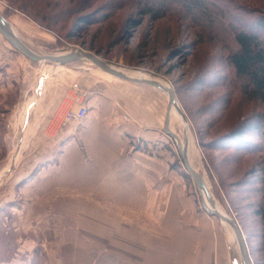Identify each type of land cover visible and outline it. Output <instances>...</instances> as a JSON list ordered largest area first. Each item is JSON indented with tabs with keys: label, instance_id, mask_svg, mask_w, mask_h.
Instances as JSON below:
<instances>
[{
	"label": "rangeland",
	"instance_id": "374dc122",
	"mask_svg": "<svg viewBox=\"0 0 264 264\" xmlns=\"http://www.w3.org/2000/svg\"><path fill=\"white\" fill-rule=\"evenodd\" d=\"M118 1L50 0L52 4L45 7L52 10V14L61 9L66 13L69 9L68 17L50 28L9 6L5 0H0V14L21 41L43 53L80 49L111 66L161 80L173 89L192 135L195 153L192 168L203 178L213 202L237 222L250 262L255 264L259 228L256 219L244 207L245 203L239 201L244 194L238 191L254 186L248 169L259 157L244 155L231 137L222 136L264 116V106L235 97L229 108L222 110L225 107L221 97L224 91L218 85L222 84L227 70L214 41L197 37L187 24L181 25L173 17L155 22L140 18L132 8L119 6ZM245 10L253 11L252 8ZM235 15L249 20L255 17L242 10H237ZM129 19L140 22L130 24ZM217 37L224 38L225 34ZM76 77H81L79 81L82 80L83 85L79 84L93 92L90 96L94 92L102 94L108 81L141 85L142 90H148L142 84L111 79L86 59L67 63L33 62L0 35V264H112L118 257L108 253L107 248L103 252H92V239L81 238L77 233L74 206H59L58 200L52 204L33 205L34 198H41L39 190L20 189L26 179L14 184L22 172L32 168L37 159L34 157L40 154L38 151L44 145L43 138L41 142L32 141L46 129L41 130L44 121L37 120L47 116L58 127L61 109L46 110L47 97L51 99L59 92L68 95L69 85L76 82ZM153 91L167 103L166 93L158 89ZM166 110L167 107L163 127L169 131L172 126L173 133L180 134L179 125L169 123ZM127 120L129 117L125 114L123 121ZM38 122L40 128H37ZM51 131L50 128L46 130V136H50ZM169 138L162 151L158 150L163 156L157 158L164 161L165 169L168 166L169 171L179 177L196 213L220 222L205 211L201 195L182 164L178 147L174 139ZM256 138L255 134L247 136L249 147L260 144ZM37 169L35 167V171ZM234 181L240 183L235 184L236 194H232L229 187ZM226 191L236 198L234 207L229 205ZM84 234L91 237L92 232L85 230ZM230 249L236 255L235 261L241 264L236 243H231ZM122 258L118 257L117 264L124 261Z\"/></svg>",
	"mask_w": 264,
	"mask_h": 264
},
{
	"label": "crops",
	"instance_id": "0c3cea01",
	"mask_svg": "<svg viewBox=\"0 0 264 264\" xmlns=\"http://www.w3.org/2000/svg\"><path fill=\"white\" fill-rule=\"evenodd\" d=\"M139 86L108 81L88 99L76 129L58 128L47 116L37 120L46 129L32 141L43 138L44 145L14 184L26 179L20 189L39 190L33 205L74 206L79 236L92 239V252L122 256L121 264H239L222 222L197 214L179 177L157 158L170 139L167 103L154 87ZM65 95L47 97L46 110H62Z\"/></svg>",
	"mask_w": 264,
	"mask_h": 264
},
{
	"label": "trees",
	"instance_id": "16d2710c",
	"mask_svg": "<svg viewBox=\"0 0 264 264\" xmlns=\"http://www.w3.org/2000/svg\"><path fill=\"white\" fill-rule=\"evenodd\" d=\"M8 5L18 8L28 16L37 19L45 27L57 26L69 14L61 9L52 14L46 9L50 0H5ZM96 1V0H93ZM119 6L132 8L140 18L146 17L150 22L173 17L181 25L187 24L195 31L197 37L214 41L219 48L226 68V76L218 87L224 91L227 110L235 97L245 101H256L264 106V0H119ZM57 4V3H53ZM262 4V6L255 5ZM64 7V4L62 5ZM244 8V9H243ZM252 8L253 11L245 9ZM242 10L246 15L255 14L251 20L235 15ZM140 20H128V23L139 24ZM224 33V38L217 36ZM217 86V85H215ZM217 88V87H214ZM238 129V130H237ZM242 130V131H241ZM255 134L259 145L249 147L247 136ZM232 141L244 155H257L259 160L248 170L254 180L253 187L242 191L236 189L240 185L234 181L229 186L232 194L242 192L239 198L251 217L256 219L259 228L257 234L258 248L255 251V264H264V116H258L252 122H246L242 129L236 127L222 138ZM247 146H244L246 145ZM243 154V153H242ZM231 177L230 174H226ZM186 176V175H185ZM222 184V183H221ZM236 184V185H235ZM244 184H241V186ZM231 207L235 206L236 198L226 191Z\"/></svg>",
	"mask_w": 264,
	"mask_h": 264
},
{
	"label": "water",
	"instance_id": "95a60500",
	"mask_svg": "<svg viewBox=\"0 0 264 264\" xmlns=\"http://www.w3.org/2000/svg\"><path fill=\"white\" fill-rule=\"evenodd\" d=\"M0 35L15 50H17L25 58H27L33 62L48 60L50 62H56V63H67V62H72V61L79 60V59H86V60H89L91 63L95 64L101 71H103L109 75H112L113 77H115L117 79H120L123 81H128L131 83L151 86V87H154V88H156V89H158L164 93H167V110L169 109V107L171 105H174L175 107L179 108V105L177 103V99L175 97L174 91L170 87H166V86L162 85L161 83H158L157 81H154L151 79H135V78H130L128 76H125V75L113 70L110 67L111 65H109V64L105 63L104 61L98 59L96 56H94L92 54L85 53L84 51H82L80 49H74V50L67 51V52L63 51V52H51V53H40V54H35V53L31 52L26 46H24L14 36L8 21L1 14H0ZM73 51H75L77 53V55L72 56L71 52H73ZM181 113L185 119V122H187L185 114L183 113L182 110H181ZM167 115H168V113H167ZM165 133H167V135L169 137L174 139V141L178 147L180 159L182 161V164H183L187 174L193 180V182H194L196 188L198 189L200 195H201V192H203V194L205 195V198H206L207 203L209 205L207 207L205 205L203 199H202V205H203L205 211L208 214L215 216L217 219H219L220 221H223L224 223H226L230 226V228L233 232V235H234V239L236 241V245L238 248V253H239L241 264H251L249 256H248L247 248L245 245V241H244L243 235L241 233V230H240L237 222L233 218L228 216L227 214H224V216H223V215H221V213H219L215 210L214 203H213V201L211 199V195L209 194L207 187L203 181V178L189 164L187 156H186V150L182 146L178 135L168 131L167 128L165 129Z\"/></svg>",
	"mask_w": 264,
	"mask_h": 264
},
{
	"label": "bare ground",
	"instance_id": "6f19581e",
	"mask_svg": "<svg viewBox=\"0 0 264 264\" xmlns=\"http://www.w3.org/2000/svg\"><path fill=\"white\" fill-rule=\"evenodd\" d=\"M14 36L24 45L26 46L31 52L35 53V54H40V53H43L41 52L40 50L38 49H35L33 47H31L30 45H28L27 43L21 41L18 36L14 33L15 31H12ZM17 33V32H16ZM25 41V40H24ZM72 56L74 55H77V53L75 51L71 52ZM40 63L41 62H48V60H45V61H39ZM59 67V66H58ZM113 70L125 75V76H128L130 78H135V79H151V80H154V81H157L158 83H161L162 85L166 86V87H169L168 85H166L165 83H163L161 80H158L156 78H153V77H150V76H146V75H143V74H140L136 71H128V70H125V69H122V68H118V67H114V66H110ZM106 76L108 77H111L112 78H115L113 77L112 75H109L105 72H103ZM117 79V78H116ZM167 95V93H166ZM168 113V116H169V120L171 122H169L170 124L172 123H176L179 125V127L181 128V133L180 134H177L180 141H181V144L182 146L184 147V149L186 150V156H187V159H188V162L189 164L192 166V162L193 160L195 159V153H194V150L192 149V135L190 133V130L188 128V125H187V122H185V119L181 113V109L180 107L177 108L175 107L174 105H171L169 107V109L166 111ZM166 115V114H165ZM170 127V125H169ZM172 126L169 128V131L173 133V131L171 130ZM180 130V129H179ZM176 133V132H175ZM174 133V134H175ZM18 156V154L16 155V157ZM15 157V159H16ZM198 163V162H197ZM202 168V167H201ZM194 169V168H193ZM195 170V169H194ZM200 170V169H199ZM196 171V170H195ZM201 171V170H200ZM197 172V171H196ZM202 175V173H201ZM205 175V174H204ZM201 197L205 203V205L208 207V203H207V200L205 198V195L203 194V192H201ZM212 199V198H211ZM213 201V199H212ZM214 203V202H213ZM214 208L217 212L221 213V215L224 216V212L222 211V209L219 208V206H217L215 203H214ZM220 221V220H219ZM222 222V225L226 228L227 232L229 233V236L230 238L232 239V242L236 243L235 239H234V235H233V232L230 228V226L226 223H224L223 221Z\"/></svg>",
	"mask_w": 264,
	"mask_h": 264
},
{
	"label": "built area",
	"instance_id": "2783aa9c",
	"mask_svg": "<svg viewBox=\"0 0 264 264\" xmlns=\"http://www.w3.org/2000/svg\"><path fill=\"white\" fill-rule=\"evenodd\" d=\"M69 93L65 100V107L57 119L58 128H74L76 129L85 120L88 112L87 101L93 93L85 89L79 83H72L69 87ZM96 92H94V95Z\"/></svg>",
	"mask_w": 264,
	"mask_h": 264
}]
</instances>
